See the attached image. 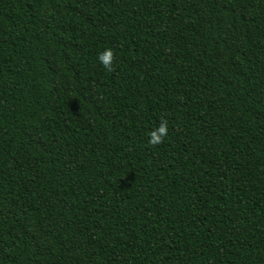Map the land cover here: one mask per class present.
I'll use <instances>...</instances> for the list:
<instances>
[{"label": "trees", "instance_id": "trees-1", "mask_svg": "<svg viewBox=\"0 0 264 264\" xmlns=\"http://www.w3.org/2000/svg\"><path fill=\"white\" fill-rule=\"evenodd\" d=\"M0 264H264V0H0Z\"/></svg>", "mask_w": 264, "mask_h": 264}, {"label": "clouds", "instance_id": "clouds-1", "mask_svg": "<svg viewBox=\"0 0 264 264\" xmlns=\"http://www.w3.org/2000/svg\"><path fill=\"white\" fill-rule=\"evenodd\" d=\"M113 53L111 49H105L102 54L98 56L99 62L109 71H111ZM168 124L166 120H162L159 125L150 132L147 143L149 145H157L162 142L167 134Z\"/></svg>", "mask_w": 264, "mask_h": 264}]
</instances>
